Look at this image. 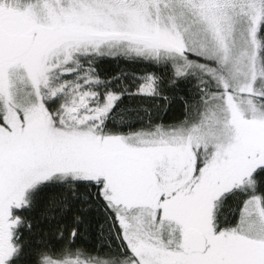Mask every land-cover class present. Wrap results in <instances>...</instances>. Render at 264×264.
<instances>
[{
    "label": "snow or ice",
    "instance_id": "snow-or-ice-1",
    "mask_svg": "<svg viewBox=\"0 0 264 264\" xmlns=\"http://www.w3.org/2000/svg\"><path fill=\"white\" fill-rule=\"evenodd\" d=\"M0 264H264V0H0Z\"/></svg>",
    "mask_w": 264,
    "mask_h": 264
}]
</instances>
